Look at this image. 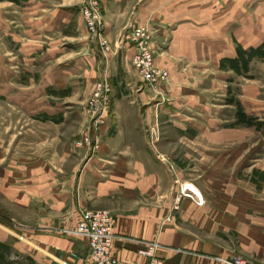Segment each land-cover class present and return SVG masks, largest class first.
<instances>
[{
	"label": "crops",
	"instance_id": "0c3cea01",
	"mask_svg": "<svg viewBox=\"0 0 264 264\" xmlns=\"http://www.w3.org/2000/svg\"><path fill=\"white\" fill-rule=\"evenodd\" d=\"M73 2L44 4L46 13L34 18L43 16L55 21L65 15L70 19L75 14V8H70ZM105 3L106 34L115 50L108 60L111 75L115 76L120 67L125 73L129 96L139 102L115 105V122L128 133L122 135L119 128L118 134L102 137L101 147L95 153L89 150L90 153L82 155L83 151L73 150L81 155L64 164L60 158L58 161L54 158L57 164L53 167L46 166L44 158L37 155L33 161H23L27 165L22 176L26 182L23 200L29 212L25 215L26 239L20 237L28 246L24 255L23 245L17 242L16 264H23L20 263L23 256L27 264H89L86 262L89 240L69 232L79 226L84 210L111 213L116 238L113 254L120 264H146L137 253L153 241L160 244L157 253L164 264H226L240 256L264 264V155L261 154L264 138L257 144L253 140L256 137L259 141L258 135H264V101L257 99L263 104L255 107L245 93L248 97L242 101L245 119L258 115L263 123L234 127L233 112L223 110L230 106L222 102L223 95L213 93L224 89L221 83L229 81V76L220 69V61L236 58L239 47L232 46L233 38L243 49L264 41V0H256L254 11L258 18L253 24L250 17V23L245 24L243 8L237 7L236 1L106 0ZM233 7L236 8L232 12ZM131 23H148L157 33L153 40L154 52L158 53L156 64L166 69L172 79L170 86L163 89V99L153 101L148 92L151 89H139L136 87L139 81L128 77L134 73L132 60L136 54L130 40ZM88 61L90 68L98 67L100 78L105 68L103 60L97 64V60ZM209 94L214 95V100ZM183 116L196 121L206 116L201 122L215 123L207 133L220 144L219 158L196 164L192 169L202 172L200 175L185 174L188 169L177 166L169 171L168 151L173 156V150L168 149L167 141L172 140L171 134L169 138L164 135L160 148L152 145L149 135L143 133L144 129L160 127L163 120L171 126ZM65 179L68 186L64 190ZM177 181L192 182L202 193L205 205L201 207L192 199H185L180 209L174 211ZM65 207L72 214L67 224L63 223ZM38 210L40 218L32 214ZM0 229L12 234L5 226L0 225ZM227 234H237L236 242L231 243Z\"/></svg>",
	"mask_w": 264,
	"mask_h": 264
},
{
	"label": "rangeland",
	"instance_id": "374dc122",
	"mask_svg": "<svg viewBox=\"0 0 264 264\" xmlns=\"http://www.w3.org/2000/svg\"><path fill=\"white\" fill-rule=\"evenodd\" d=\"M55 1L58 3L49 0H0V225L12 231L11 234L0 229V262L3 264L18 262L17 242L23 245L24 255L28 246L21 240V237L26 239L25 215L28 211L24 208L23 200L26 182L22 176L24 168H27L23 161H33L37 155L44 158L46 166L49 164L53 167L58 158L64 164L76 156L90 153L89 150L95 153L101 147L102 137L118 134L120 127L115 122V105L137 101L129 96L124 71L119 67L115 76L111 75L108 60L115 50L106 34V0H95V9L102 22V36L98 38L82 13L85 0H74L70 8H75V14L70 19L65 15L55 21L43 16L34 18L37 14L46 13L42 8L44 4L60 5V0ZM227 1H236L237 7L242 6L245 24L251 20V24L257 21L258 14L254 11L256 0ZM61 6L65 7L63 4ZM235 8H232V12ZM231 44L239 47L236 58L220 61V69L225 76H229V81L221 83L224 89L213 93L223 95L222 102L230 106L223 110L233 112L234 123L231 125L258 126L263 123L259 122L258 115L245 119L242 101L248 100L246 93L250 96L251 105L257 107L263 104L257 99L264 101V41L247 49H243L244 46L238 44L236 38ZM151 46L153 48V41ZM89 59L91 62L97 60L96 64L103 60L105 68L100 78L98 67L91 65L90 68ZM132 72V75H128L129 79L138 80L136 87L139 89H151L147 91L152 94L153 101L165 98L163 89L170 86L171 78L169 83L154 89L142 79L134 66ZM102 78L108 83L104 110L100 109L95 97ZM242 85L248 88L242 89ZM208 96L214 100V95ZM204 118L207 117H201L198 122L197 119L183 116L171 126L163 120L160 127L144 129L143 133L149 138L153 132L159 136L156 143L160 148L164 144V135L167 134L169 138L171 134L172 140L167 141L168 149L173 150V156L168 151L170 172L172 166H177L187 168V172H183L185 174L200 175L202 172L192 169L196 164H206L219 158L217 145L220 144L209 136V129H213L215 123L201 122ZM127 133L121 129L122 135ZM258 137L259 141L253 138L254 144L263 141L264 135ZM55 144L57 148H54ZM68 144L73 146L69 147ZM181 149H184L183 154L180 153ZM73 150L84 153L77 155ZM261 154L264 155V150ZM73 175L76 177V172ZM66 181L68 179L64 180V190L68 186ZM190 186L202 195L194 185ZM32 214L38 218L42 216L39 210ZM71 218L69 208L65 207L63 223H69ZM236 236L230 234L229 241H235ZM23 257L20 263L27 264V258Z\"/></svg>",
	"mask_w": 264,
	"mask_h": 264
},
{
	"label": "built area",
	"instance_id": "2783aa9c",
	"mask_svg": "<svg viewBox=\"0 0 264 264\" xmlns=\"http://www.w3.org/2000/svg\"><path fill=\"white\" fill-rule=\"evenodd\" d=\"M85 7L82 13L87 19L89 27L93 34L98 38L101 37L102 22L98 17L95 9V0H85ZM131 31L130 40L136 49V54L132 60V65L146 83L152 88L169 83L170 74L166 69H162L156 64V56L151 44L155 32L149 24L129 25ZM103 47V46H102ZM102 50H104L102 48ZM98 87V92L95 94L99 101L101 110H104L105 102L107 101L108 83L102 78ZM159 136L156 133H151L150 143L156 145ZM91 144V143H90ZM93 144V143H92ZM165 161V158H162ZM178 187L175 188L174 211H178L181 203L185 199L193 200L197 205L204 206V199L190 184H180L176 182ZM168 222H172L170 218ZM114 220L110 212L105 210H84L81 213L79 226L74 231H69L71 234L83 237L89 240V252L86 262L89 264H120L118 258L113 254V245L115 242ZM160 248L158 241L149 242L145 247L138 251L139 257L146 261V264H164V261L159 258L157 251ZM226 264H261L251 262L244 257H235L233 260L227 261Z\"/></svg>",
	"mask_w": 264,
	"mask_h": 264
}]
</instances>
